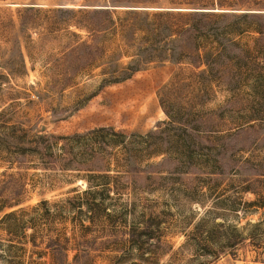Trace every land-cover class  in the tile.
I'll list each match as a JSON object with an SVG mask.
<instances>
[{
    "label": "rangeland",
    "instance_id": "1",
    "mask_svg": "<svg viewBox=\"0 0 264 264\" xmlns=\"http://www.w3.org/2000/svg\"><path fill=\"white\" fill-rule=\"evenodd\" d=\"M192 6L217 13L202 18L226 30L220 42L202 35L194 49L160 33L191 21L176 12ZM245 12H264V0H0V127L71 134L111 125L146 135L170 115L188 127L154 135L152 154L130 146L142 174H124L128 154L111 148L128 187L97 197L107 211L62 200L86 186L73 168L35 167L33 157L6 168L0 158V195H14L4 169L18 184L24 174L27 199L6 209L26 207L23 241L32 206L46 197L59 202L49 204L58 216L40 226L68 247L56 261L23 259L8 250L21 240L9 222L0 225V264H264V35ZM130 65L138 69L123 77ZM150 162L159 178L147 189Z\"/></svg>",
    "mask_w": 264,
    "mask_h": 264
},
{
    "label": "trees",
    "instance_id": "2",
    "mask_svg": "<svg viewBox=\"0 0 264 264\" xmlns=\"http://www.w3.org/2000/svg\"><path fill=\"white\" fill-rule=\"evenodd\" d=\"M192 7L193 8L188 11L179 10L176 12L177 16L181 18L187 17V19L189 17V20L192 19L191 21H177L176 25H166L160 29V33L162 34V32L169 30L170 34L175 33L177 35L176 39H184V42L188 45H192L194 49L196 48L193 42L202 35L214 36L216 40L220 42L226 30L217 25L216 22L204 21L202 18L207 14L217 15V13H213L215 12L213 10H204V8L209 6ZM164 13L175 14L171 9L167 12H156V14ZM221 15L224 16V14ZM244 15H252L258 19L255 29L263 36L264 12H245ZM156 28L158 29V27ZM221 45L223 46L222 50H224L225 45ZM182 51L186 50L182 49ZM191 53H194V50L191 49ZM194 54L200 56V51L197 50ZM217 55L212 53L211 56L217 57ZM200 61H202V59L197 62ZM137 69L136 66L130 65V70L125 73L123 77H127L128 74ZM116 78L113 80H116ZM177 122L179 121L173 115H170V120H168L166 126L162 127V122L160 124V129L152 130L146 135L116 130L115 127L111 125H102L85 132L60 134L42 131L31 133L28 128L17 123L3 124V127H0L2 128L0 129L1 163L5 164L6 168L17 167L19 169L25 167L24 164L28 157H33L35 160L36 158L38 160L34 163L36 165L35 167L44 169H52L55 167L73 168L78 171L77 178L86 181V186L83 187L82 183H80L78 186L72 187L69 191H76V194L62 198V200L69 201L72 207H77L81 210L84 205H86L85 207L87 208L94 210L103 209L107 211L108 205L102 201H97V197L105 198L106 195L110 194L111 190L121 189L123 185L128 187L122 181V176L120 174L123 173L114 172L112 164L113 151H111V148L121 146L128 154L122 163L126 166L124 174H129L130 172H138L137 174H140L142 171H137L138 169L132 168L139 166L135 152L141 150L142 152H147V154L154 153L155 149H153L154 145L152 144V138L157 133L167 132L166 134H170V132H173L174 135H178L177 131L179 129L188 131L186 129L188 127H186L184 123L180 124V122ZM182 124L184 126L183 128ZM141 143L146 144L144 149H137L138 151L135 150L132 152L130 146L132 144L139 145ZM132 149L134 150V148ZM154 165V162L148 163L146 165L147 168L143 171L145 172L143 173L145 179V183H143L144 188L152 189L155 181L159 178L158 174L154 173L158 171V169H156L157 167ZM117 166H119V164L116 165V167ZM261 166L264 165L260 164V167ZM261 174H264V172H261ZM2 175L6 187L9 184H13L14 195H0V212L5 211L0 218V225L2 227L4 225L5 227V225H10L9 222L16 224L15 233L21 238L19 244L12 245L11 243L8 250L15 247L18 252H20L23 259L24 257H31L32 259L36 257V260L47 253H51L56 261L58 255L66 254V249L68 247L61 243L60 234L57 233L56 236H53L51 234L53 227L51 225H48V227H41L38 221L39 218H42L49 224L53 223L58 216V212L57 210H52L49 204L53 203V205H59V202L57 200L51 201L49 198L43 197L32 206L35 215L31 218V228H34V230L29 234L28 245L23 241L25 238L24 229L26 227V221H24L23 218L26 207L20 206L9 211L6 210L7 208L22 204L27 199L26 196L22 195L21 189H19L20 187L22 188L24 183V180H22L24 174L23 172L19 174V179L21 180L20 184L15 181L13 172L8 173L7 169H4ZM133 180L132 178L128 184H132ZM249 185L250 183L248 186ZM75 198H77V201H74ZM42 207L44 210L40 212L39 209ZM62 207H65V204H63ZM62 211L60 214H62Z\"/></svg>",
    "mask_w": 264,
    "mask_h": 264
}]
</instances>
